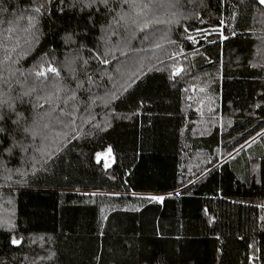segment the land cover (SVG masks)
I'll use <instances>...</instances> for the list:
<instances>
[{"label": "trees", "instance_id": "trees-1", "mask_svg": "<svg viewBox=\"0 0 264 264\" xmlns=\"http://www.w3.org/2000/svg\"><path fill=\"white\" fill-rule=\"evenodd\" d=\"M172 1L170 27V0L113 4L125 28L103 6L0 0V94L38 125L24 150L0 134V264H264V5ZM42 61L75 100L35 77Z\"/></svg>", "mask_w": 264, "mask_h": 264}, {"label": "snow or ice", "instance_id": "snow-or-ice-1", "mask_svg": "<svg viewBox=\"0 0 264 264\" xmlns=\"http://www.w3.org/2000/svg\"><path fill=\"white\" fill-rule=\"evenodd\" d=\"M61 3H63V0H61ZM261 4H264V0H260ZM79 5L81 8H90V7H94L96 8V11L99 12L101 10V6H103L104 9L107 10V12L109 14H111L112 12H115L116 15L113 16V20H115L118 24H123V26L126 28L127 25L126 23H124L125 20V16L127 15L126 12H124L123 8H117V7H113V4H119V5H127L130 8H135L137 6L136 0H75V3L73 4V7H75L76 5ZM151 4V0H149V4H145L144 8H148ZM43 7V5H40L38 7H36L34 9V12L39 14L41 13V8ZM89 22L91 21V17H89ZM133 24L136 23L135 20L132 21ZM157 23H160V21H157ZM109 25H111V21L109 22ZM36 27V17L34 15H30L28 17V28L24 29L25 31H29L30 29H34ZM145 27H147V23H145ZM111 34H115L114 32ZM32 37H33V41L36 40V35L35 33H31ZM101 39L103 40L104 38L101 37ZM189 40H193V37L189 36L188 37ZM71 40V35H69L68 37H66L65 39V43H69ZM33 41H26V43H32ZM38 42V41H37ZM106 43V42H105ZM83 47V46H81ZM108 54V50L106 49L105 52L103 53L102 56H98L97 59H99L101 64H107L109 63V61L106 58H103L104 56H106ZM77 59L83 60L82 57L79 56V50H77V54L76 56L72 57L71 59L66 58L65 62H64V66L66 68L69 69L70 72H72L73 74H75V69L73 67H71V65H73ZM88 61L87 60H83V65H87ZM182 69L179 67H176L174 69L173 75H178L180 73ZM34 75L35 77L40 80H47L48 79V74L51 73L53 74V76L56 78L55 81H53V86L56 87L57 92L64 90L68 93H70V95L67 97L65 103H67V100H75L76 99V90L74 89H69L66 86H61L59 81H60V71L57 67H54L51 63L47 62V61H42L41 64L39 65V67L37 69H34ZM86 79L89 83H92V77L88 76L86 73ZM83 86L82 82L79 81V79L77 78V89L81 88ZM33 91H35V89H33ZM29 93H24L23 95H28ZM0 134H2L3 136L7 137L9 135H12V148H16L19 147L22 150H24L25 146L23 145L22 142H18L15 139V136L17 134H24V136H35L37 134L36 132V127H38V125L36 124V120L34 119L32 121L31 124H29L26 120V118L23 116L22 113L18 112L16 110V106H15V101L16 100H22L21 96H17V97H11L9 95L6 94H0ZM48 99L50 100L51 97L49 96ZM34 107H43V105H35ZM53 111H55V109H53ZM63 111V110H61ZM46 115H51V113H46ZM13 117H15L13 119ZM41 119H43V116L40 117ZM11 120L12 125H14V129L12 131V133H9V129L6 126V122ZM45 128L48 127V124L44 125ZM6 151H11V149H7ZM111 152V149H108V153ZM102 153H97V160L99 161L100 157H101ZM105 166L107 167V163L105 164ZM148 199L152 200V201H160L163 200L164 197L161 196H151ZM12 244L16 245L19 244L20 241L13 238L11 241Z\"/></svg>", "mask_w": 264, "mask_h": 264}, {"label": "rangeland", "instance_id": "rangeland-1", "mask_svg": "<svg viewBox=\"0 0 264 264\" xmlns=\"http://www.w3.org/2000/svg\"><path fill=\"white\" fill-rule=\"evenodd\" d=\"M167 1V0H166ZM259 2H260V0H258ZM174 2H176V1H172V0H170V2H167V3H169V6H170V10L168 11V13L170 14V15H172V17L174 16V18L171 20V17L169 18L171 21L169 22L168 20H167V17L168 16H170V15H167L168 13H166V12H164V13H162V12H160L161 13V15H163V20H161V24L159 25V26H164V25H167V26H172V22H174L175 20H177L178 19V22H181L183 19H184V17L183 16H180V14L178 13V11H177V8H176V4L174 5ZM262 5H264V4H262ZM176 17H178L177 19H176ZM262 19H264V17H262ZM169 23V24H168ZM114 32V29L112 30H110V29H107L105 32H104V41L106 42V41H109L110 39H112V38H114V37H116L115 35L116 34H111V33H113ZM165 34V35H164ZM166 34H168L166 31L163 33V32H160V33H158V34H153L152 36H151V38H150V41H153L154 40V43L152 44V46L151 47H153V45L155 46V45H157L160 41H162V40H167V36H166ZM189 34V33H188ZM163 35V36H162ZM190 35V34H189ZM158 36V37H157ZM192 36V35H191ZM131 37L127 34V37L125 38V41H122V42H120V44L119 45H124V44H127V40L129 39V40H132V39H134L135 37L133 36L131 39H130ZM119 42V41H118ZM117 42V43H118ZM164 43V42H163ZM128 44H129V42H128ZM128 44H127V46H128ZM168 44V43H167ZM126 46V45H125ZM163 49H164V47L162 48V50L158 53V54H160L162 51H163ZM112 50H115L114 48H112ZM180 56H182V55H180V54H178V58L180 57ZM133 62V61H132ZM165 65V66H171V64H170V62H169V60H164L163 58H162V56L161 55H159V57H158V63L156 64L157 66H159V65ZM199 128V130L201 131V132H203V131H207L208 130V127L206 126V124H203L202 126H200V127H198ZM111 161V158L110 157H105V163H107V166L109 165V162ZM151 196H159V195H148V197H151ZM161 201V200H160Z\"/></svg>", "mask_w": 264, "mask_h": 264}, {"label": "built area", "instance_id": "built-area-1", "mask_svg": "<svg viewBox=\"0 0 264 264\" xmlns=\"http://www.w3.org/2000/svg\"><path fill=\"white\" fill-rule=\"evenodd\" d=\"M160 196V195H159ZM162 197V196H161Z\"/></svg>", "mask_w": 264, "mask_h": 264}]
</instances>
